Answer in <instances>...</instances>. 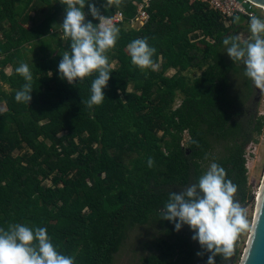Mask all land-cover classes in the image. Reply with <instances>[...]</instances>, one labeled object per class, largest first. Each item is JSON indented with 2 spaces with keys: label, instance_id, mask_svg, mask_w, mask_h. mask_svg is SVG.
<instances>
[{
  "label": "trees",
  "instance_id": "1",
  "mask_svg": "<svg viewBox=\"0 0 264 264\" xmlns=\"http://www.w3.org/2000/svg\"><path fill=\"white\" fill-rule=\"evenodd\" d=\"M141 1L89 0L100 16L119 11L125 23ZM61 2L0 0V74L10 86L0 85L7 106L0 109V227H46L75 264H113L133 229L159 226L164 236L147 246L151 253L141 264H204L191 235L175 231L160 210L170 191L196 182L213 161L237 185L241 206L253 199L246 153L263 135L264 117L255 109L256 87L220 42L248 20L227 23L200 0H151L141 28L118 27L116 45L106 53L112 73L105 99L89 107L97 73L72 84L57 73L70 50L59 32ZM83 10L98 23L87 3ZM144 37L156 49L155 69H140L128 55V43ZM27 45L38 48L32 63L24 56ZM21 63L33 76L28 104L14 98L25 83L16 72ZM169 70L175 73L168 76ZM191 70L199 75H185ZM232 76L241 79V95L231 94ZM233 245L232 256L218 257L217 264H232Z\"/></svg>",
  "mask_w": 264,
  "mask_h": 264
},
{
  "label": "clouds",
  "instance_id": "2",
  "mask_svg": "<svg viewBox=\"0 0 264 264\" xmlns=\"http://www.w3.org/2000/svg\"><path fill=\"white\" fill-rule=\"evenodd\" d=\"M61 3L65 15L59 25L65 39L70 41V50L61 55L57 73L70 84L97 73L91 81L87 104L99 105L105 99L103 89L112 73L106 53L115 47L119 28L111 22L101 23L98 9L89 0H62ZM86 3L89 13L99 18V23L86 20L83 10ZM239 20V15H233L234 24ZM220 42L231 61L243 66L245 77L255 87L264 88V17L251 15L246 33H226ZM127 51L133 65L155 69L156 49L146 37L130 41ZM16 72L25 83L14 98L28 104L33 89L32 72L27 63H21ZM153 165V158L148 157L147 166ZM236 192L237 185L227 178L226 170L213 161L196 182L168 193L160 218L172 223L175 231L188 226L191 239L199 246L196 255L205 258L204 264H217L218 257L227 261L233 254L238 233L249 227L244 209L234 198ZM0 264H75V257L57 250L46 227L11 223L7 228L0 227Z\"/></svg>",
  "mask_w": 264,
  "mask_h": 264
},
{
  "label": "rangeland",
  "instance_id": "3",
  "mask_svg": "<svg viewBox=\"0 0 264 264\" xmlns=\"http://www.w3.org/2000/svg\"><path fill=\"white\" fill-rule=\"evenodd\" d=\"M62 1V0H60ZM65 12L60 15L58 26H59V32L63 39H65L63 35V31L61 29V26L59 25L62 23L64 18ZM260 15L262 13L260 12ZM123 27L127 29H131L132 26L123 23L121 24ZM120 25V26H121ZM132 29H139L142 27V24L139 22H135L133 24ZM242 33L247 32V27L241 30ZM1 36V33H0ZM38 48L32 47L31 45H27V49L24 51V56L27 59V63L34 62L36 57L38 56ZM225 52V51H224ZM226 58L229 59L227 53L225 52ZM113 66V65H112ZM14 71L13 67L11 65H8L5 68L6 74H11ZM175 73V70H169L167 72L168 76H171ZM185 75L189 76L190 78L197 77L199 75L198 71L191 70L189 72H186ZM0 85H3L4 89L10 90V86L8 84H4L1 80V74H0ZM241 79L237 76L231 77V94L233 96L239 94H242V88H241ZM253 100L255 109L258 113V116L264 117V88H255L254 94H253ZM178 102L176 103V105ZM0 109L6 110L7 106L4 101L0 102ZM63 133H61L59 136H62ZM18 154V152H16ZM247 158L249 160V165L251 172L248 174V186L250 188L251 194L253 195V199L249 201L247 204L242 205V208L244 209L246 219L248 221L249 227L247 229L242 230L240 233H238L236 240L234 241L236 243V251L237 255L233 258L232 264H239L240 260L242 258L243 253H245L248 240L250 237L253 219L255 215V209L257 206V193L259 191V188L261 187V183L264 176V133L263 135L258 139V143L252 144L247 148ZM47 185H51V182H46ZM181 234H188L192 235L191 230L188 228L187 225L183 226L180 229ZM164 232L159 226H153V225H146V226H137L135 229H133L129 233L128 240L124 244V246L121 248L120 252L116 255L115 260L113 264H141V261L144 257L148 256L151 252L150 249L147 248L148 245H150L156 238L163 237ZM197 247L199 248L196 241H194Z\"/></svg>",
  "mask_w": 264,
  "mask_h": 264
},
{
  "label": "built area",
  "instance_id": "4",
  "mask_svg": "<svg viewBox=\"0 0 264 264\" xmlns=\"http://www.w3.org/2000/svg\"><path fill=\"white\" fill-rule=\"evenodd\" d=\"M150 1L151 0H142L140 3H134V6L136 7V15L134 18L126 22V24L130 25V27L132 26L133 28L134 27L133 24L135 22H139L143 26L149 19L146 9L148 8ZM200 1L207 3L209 7L212 10L218 12L227 23H229V20L233 17V15L242 16L247 20H249V17L253 14L264 17V11L261 8H259L257 5L251 3L249 0H200ZM260 12L262 13V15H260ZM100 22L101 23L111 22L115 26L120 27L121 24L125 23V20L123 14L118 11L110 17L101 16ZM246 158H247V154H246ZM249 164L250 163L247 158V165H246L248 171L247 174H250L251 172ZM258 193L256 194L257 199H258Z\"/></svg>",
  "mask_w": 264,
  "mask_h": 264
},
{
  "label": "water",
  "instance_id": "5",
  "mask_svg": "<svg viewBox=\"0 0 264 264\" xmlns=\"http://www.w3.org/2000/svg\"><path fill=\"white\" fill-rule=\"evenodd\" d=\"M264 11V0H249ZM239 264H264V176L261 183L252 229Z\"/></svg>",
  "mask_w": 264,
  "mask_h": 264
},
{
  "label": "bare ground",
  "instance_id": "6",
  "mask_svg": "<svg viewBox=\"0 0 264 264\" xmlns=\"http://www.w3.org/2000/svg\"><path fill=\"white\" fill-rule=\"evenodd\" d=\"M259 193H260V191H259ZM259 193H258V197H259Z\"/></svg>",
  "mask_w": 264,
  "mask_h": 264
}]
</instances>
